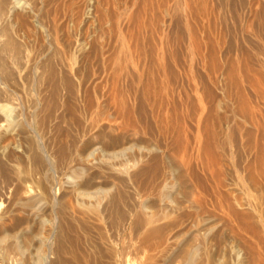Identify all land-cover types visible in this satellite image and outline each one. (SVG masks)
Returning <instances> with one entry per match:
<instances>
[{"label":"bare ground","instance_id":"6f19581e","mask_svg":"<svg viewBox=\"0 0 264 264\" xmlns=\"http://www.w3.org/2000/svg\"><path fill=\"white\" fill-rule=\"evenodd\" d=\"M39 1L43 10L46 2ZM39 1L0 0V264H120L126 253L117 249L121 234L135 242L130 248L139 253L132 260L136 264H217L218 255L226 262L231 253L223 246L224 257L220 249L229 235L237 245L231 246L236 248L231 258L264 264V57L255 61L247 33L264 40V0H227L247 30L243 72L252 93L238 87L237 95L232 88L233 96L214 98L212 86L201 84L205 101L181 92L168 97V90L150 97L157 80L141 77L152 73L153 64L178 80L166 63V54L177 56L171 45L167 49L158 40L157 63L147 59L154 52L150 44L146 50L148 39L146 49L137 47L136 34L132 49H106L116 36L105 42L106 50L95 46V35L71 41L68 33H58L62 18L57 25L55 9L53 15L46 9L49 24L42 23L35 12ZM196 1L181 0L175 13L199 16ZM78 2L76 17L84 23L102 5L101 0ZM137 16H127L135 21L133 29ZM19 31L28 37L35 33L36 45L30 46L34 35L24 44ZM214 55L209 52L208 61L217 59ZM235 68L231 64L222 73L236 85ZM155 105L163 113L156 109L160 116L154 125Z\"/></svg>","mask_w":264,"mask_h":264},{"label":"rangeland","instance_id":"374dc122","mask_svg":"<svg viewBox=\"0 0 264 264\" xmlns=\"http://www.w3.org/2000/svg\"><path fill=\"white\" fill-rule=\"evenodd\" d=\"M39 1V0H38ZM43 1V3H45L44 4V9L42 10V9H40V10H42V11H40L39 10V8H40V1L39 2H37V5H36V8H35V12H37L38 13V15H39V17H40V20H41V17H42V21H40V22H42L43 24H44V22H46V17L44 18L43 17V15H44V13L46 14V9L48 8V9H50L51 10V15H53L55 12L54 11H56V13L54 14V15H58V17H55L54 15H53V17H54V20H55V22H56V24L58 25L59 23L57 22V21H60L59 19H63V21H62V19H61V23L58 25V33L60 32L61 34H62V32H64L63 34L64 35H66V33H68L67 35H66V37L68 38V35H69V38L68 39H70L71 41H73V40H77L76 38H81V37H84V35H85V37L87 36V35H89V36H87V38H89V37H91L92 35L94 36V41H93V43L95 44V46H97L96 44H100L101 45V47H103V49H105L112 41H110V40H113L114 38H115V36H116V39H114L113 40V42L112 43H114V45L113 44H110L106 49H108V50H113V47L115 48L116 47V49H117V47L118 46H120V48H127V49H130L131 47L133 48V47H135V45H136V43H137V38L136 37H138V44H137V47L138 46H143V48L144 49H146L145 48V46H146V44H147V49L146 50H149L150 49V45H151V49H152V51H156L155 49V47H158L157 48V50H159V49H161L160 48V45L158 44L159 43V41L158 40H162V43L160 42V44H161V46H163V47H165V48H169V46L171 47V49H175L174 51L176 52V50H178L177 51V56L175 57L174 56V59H173V56H170L171 54H169V56H167L168 54H166V60H167V62L165 61V59H164V61L170 66V65H172L173 67L172 68H174V70L176 69V74H177V76H178V80H176L175 82L173 81H171V79H170V77L168 76H166V75H163V71H160L161 70V68L158 66V64L156 65V63L155 64H153V65H155L154 67L155 68H157V66H158V68H160L159 69V71H158V68H157V70L155 69V68H152L151 66H149V68L151 67L152 68V73H149L148 71L150 70L149 68V70L147 71V70H145V71H147L146 72V74H145V71L143 72V74H145L144 75V77H141V80H142V82H144V78L145 79H147L149 82H151V83H153L154 82V80L156 81H158V80H160V81H162V82H160V81H156V82H154V83H156V84H151L154 88H152L151 87V91H149V95H150V97H154L155 98V96H156V99H157V97L159 98V97H161V96H163V93L165 94L166 92L165 91H167L168 90V92L165 94V95H168V97L170 96L171 97V95H175L174 97L176 98L177 96H180L181 95V93L183 94V95H181V97H185V95H188V96H191V97H199L200 95H202L200 98H203V100H204V98L205 97H203V95L204 96H207V92H205L206 90H204L203 89V86L201 85V84H203V85H207L208 87H209V85L210 86H212L211 87V90H212V92H213V95L215 96L214 98H217V96L219 97H221V98H225L226 96H233L232 94L233 93H236V95H237V92H238V94L239 93H243V91H244V93L246 92V91H248L247 93H249L251 90L249 89L250 87H248L247 85L248 84H246L247 83V81L245 80V78H244V72H243V51H245L246 50V38H247V33L250 35V39H251V41L253 42V44H254V49L255 50H252L253 52H254V56H255V61L256 60H259V59H261L262 57H264V51H262L261 50V47L262 46H260V45H262V43H260V42H262V41H264V40H259L258 41V38H260L259 36H258V34H256V33H254L253 34V32H247V30L245 29V26H244V23H243V18L241 17L242 15H241V13L239 12L238 13V15L236 16V15H233L232 13H231V11H229L230 9H229V2L227 1V0H197L196 2L198 3L197 4V7H198V9H200L199 11L201 12H198L199 13V16L197 15V17H196V15L195 16H193V18L191 17V18H188V17H186L185 18V16H184V18L183 17H181L182 15H179V13H175V11L176 10H179L180 11V6L178 5V4H182V3H180L181 2V0L180 1H178V0H127V2L125 1V0H101V2H102V5H100V10H97V12H96V16L94 17V18H92V19H90L88 22H86V23H84V21L82 22V20H80V18L79 19H77L78 17H76V12H77V7L75 6L77 3H79L78 1L79 0H77V1H75L74 0V2H73V0H42ZM45 1V2H44ZM55 1V2H54ZM62 1V2H61ZM81 1V0H80ZM110 1V2H109ZM179 3H178V2ZM50 2H52V3H50ZM61 2V3H60ZM66 2H68L67 4H69V2H70V4H72V5H66ZM75 2H77L76 4H75ZM182 2H183V0H182ZM217 2V3H216ZM60 3V4H59ZM218 3H220V4H218ZM61 6H59V5ZM62 4V5H61ZM75 4V5H74ZM105 4V5H104ZM218 4V5H217ZM226 4V5H225ZM50 5V6H49ZM57 5H58V7H57ZM107 5V6H106ZM114 5V6H113ZM39 6V7H38ZM48 6V7H47ZM52 6V7H51ZM65 6V7H64ZM67 6L69 7V9H67ZM113 6V7H112ZM178 7V8H175V7ZM228 6V7H227ZM70 7H72L71 9H70ZM171 7V8H170ZM57 8V9H56ZM60 8V9H59ZM104 8V9H103ZM166 8H168L167 10V12L165 11L166 10ZM202 8L204 9L205 8V10H202ZM218 8V9H217ZM55 9V10H54ZM74 9V10H73ZM75 9H76V11H75ZM108 9V10H107ZM174 9H175V11H174ZM38 10V11H37ZM54 10V11H53ZM58 10V11H57ZM65 10H67V12L65 11ZM73 10V11H72ZM103 10H105V11H103ZM108 12H107V11ZM44 11V12H43ZM59 11H61L59 14H58V12ZM75 11V12H74ZM169 11H170V13H169ZM203 11V12H202ZM228 11V12H227ZM43 12V13H42ZM66 12V13H65ZM71 12V13H70ZM99 12H100V15H99ZM174 12V13H173ZM62 13V14H61ZM64 13V14H63ZM98 13V14H97ZM102 13V14H101ZM132 13V15H130ZM129 14V15H128ZM139 15V18H138V16L137 15ZM50 15V16H51ZM61 17H60V16ZM123 15V16H122ZM137 16V18H138V20L135 18V20H137L136 22H138V24L136 23V25H135V27H138L137 25H139L140 23L139 22H141V24L140 25H142V27L139 25V27L138 28H136V32H141V33H136L135 32V27H134V29H133V26H134V24H135V21L133 20H131V19H128L127 18V16L130 18H133V17H136ZM179 15V16H178ZM231 15V17H229ZM64 16V17H63ZM102 16V17H101ZM124 16H126L125 17V19H124ZM38 17V18H39ZM122 17H123V20H122ZM143 17V19H141ZM195 17V18H194ZM234 19H233V18ZM116 18H118V22H116ZM231 18V19H230ZM58 19V20H57ZM110 21V22H112L111 24H112V26H111V24H110V22L108 21V20ZM178 19V20H177ZM233 19V20H232ZM93 20V21H92ZM104 20H106V21H104ZM113 20H114V22L116 23H114L113 22ZM129 20H130V23H129ZM140 20H143V21H140ZM163 20V21H162ZM172 20V21H171ZM81 21V22H80ZM120 21H123V22H120ZM131 21H132V23H131ZM146 21V22H145ZM162 21V22H161ZM234 21V22H233ZM48 22V24H49V21H47ZM47 22L45 23L46 25H47ZM124 22H126L125 24H128V25H125L124 24V26H123V23ZM160 22H161V24L163 23L164 25H162V27H161V29H163V27H164V31L163 30H160V32L161 33H163V35L159 32V26H161V24H160ZM233 22V23H232ZM236 22H238V23H236ZM108 23L110 24V25H108ZM113 23H114V25H113ZM120 23V26L118 25V24ZM122 23V24H121ZM145 24H148V26L147 25H145ZM234 24V27L232 26ZM61 25V26H60ZM100 25V26H99ZM116 25V27L115 28H113L114 26ZM145 25V27H143ZM241 25V26H240ZM103 26V27H102ZM125 27V26H127L126 28H124L123 29V32L125 33V32H127V34L129 35V36H132V39H127V37H129L128 35H123V33H122V28L121 27ZM132 26V27H131ZM165 26H166V28H165ZM62 27H63V29H62ZM101 27V28H100ZM110 27H112L111 28V31H110ZM118 27V28H117ZM173 27H175V28H173ZM59 28L61 29V30H63V31H59ZM121 28V29H120ZM132 28V29H131ZM140 28V29H139ZM236 28V29H235ZM243 28V29H242ZM99 29H100V31H99ZM107 29V30H106ZM112 29H114V30H119V32H117V31H115V34H112V33H114V31H112ZM126 29V31H124ZM129 29H131V31L130 32H128V30ZM140 30V31H137V30ZM106 30V31H105ZM134 30V31H133ZM107 31H109V32H107ZM178 31V32H177ZM19 32H22V31H19ZM132 32L134 33V34H132ZM247 32V33H246ZM32 33V32H31ZM34 33V32H33ZM59 33V34H60ZM93 33V34H92ZM105 33V34H104ZM107 33V34H106ZM108 33H111V34H109L108 35ZM117 33V34H116ZM122 33V34H121ZM177 33H178V35H177ZM245 33V34H244ZM252 33V34H251ZM17 34H18V36H19V34H20V36H21V33H18L17 32ZM28 34V33H27ZM131 34V35H130ZM136 34V35H135ZM138 34V35H137ZM143 34H145V35H143ZM147 34V35H146ZM162 36H161V35ZM24 35V37H23V39L21 38L22 36ZM29 35V37H30V35L31 34H28ZM34 35V36H33ZM110 35H111V37H110ZM113 35H114V37H113ZM122 37H121V36ZM136 37H135V36ZM175 35V36H174ZM254 35V36H253ZM19 36V38L20 39H22L21 41L22 42H24V44L25 43H28V41H30L31 39H34V40H31L30 42H31V44H30V42H29V44H30V46H33V45H36V43L38 42V39H36L37 37H35L36 35H35V33L34 34H32L31 36H33V38L32 37H28V36H26L25 34H23V32H22V36L20 37ZM92 36V37H93ZM103 36V37H102ZM117 36H118V38H117ZM125 36V37H124ZM127 36V37H126ZM145 36V37H144ZM161 36V38H159ZM163 36L165 37V38H163ZM172 36V37H171ZM178 38H177V37ZM191 36H193V37H191ZM195 36L197 37V40L199 39V41H201V43L199 42V41H197V40H195L194 38H195ZM257 36V37H256ZM25 37H27V39L25 38ZM98 37V40L100 41V42H102V44L97 40V41H95L96 40V38ZM107 37H109V38H111V39H104V38H107ZM113 37V38H112ZM121 37V38H120ZM143 38V40H142V38ZM177 39H176V38ZM254 37H256V39L254 40ZM24 38H25V40L26 41H23L24 40ZM30 40H29V39ZM123 38V39H122ZM134 38H136V40L134 39ZM191 38H193V39H191ZM104 39V40H103ZM117 39H119V40H117ZM124 39H126V41L124 40ZM134 39V40H133ZM147 40L146 41V44H145V40ZM163 39H165L167 42H169V44H167V43H165L166 45H168V46H166L165 44H164V41L165 40H163ZM176 39V40H175ZM244 39V40H243ZM28 40V41H27ZM36 40V41H35ZM106 40V41H105ZM125 41V43L124 44H121V43H123L124 41ZM127 40H129V41H127ZM131 40H133V43L132 42H130ZM139 40H142L143 41V43L141 44V42L142 41H140L139 42ZM193 40V41H192ZM165 41V42H166ZM95 42H98V43H95ZM108 42L109 44H106V43ZM116 42V43H115ZM130 42V45H131V43L133 44V46L131 45H129L128 47H127V44ZM134 42H136L135 44H134ZM149 42V43H148ZM195 42V43H194ZM260 44H259V43ZM105 43V44H104ZM140 43V44H139ZM258 43V44H257ZM104 44V45H103ZM126 44V45H125ZM145 44V45H144ZM148 44H150L149 45V47H148ZM156 44H158V45H156ZM26 45H28V44H26ZM99 45V46H100ZM113 45V46H112ZM116 45V46H115ZM121 45H125V46H121ZM198 45H200V46H198ZM257 47H256V46ZM29 46V45H28ZM202 46V47H201ZM110 47H111V49H110ZM130 47V48H129ZM154 48V50H153V48ZM198 47H200V48H198ZM260 48V51H262V54L261 53H259L260 51H259V48ZM119 48V47H118ZM119 48V49H120ZM131 48V49H132ZM138 48H140V47H138ZM202 48V50H198V49H201ZM105 49V50H106ZM257 49H258V51H257ZM151 51V52H152ZM153 52V53H154ZM179 52V53H178ZM209 52H213L215 55H216V58L219 60H217V59H215V57H214V59L218 62H216V64H214L215 63V61H214V59H212V61H214V62H212L211 61V59H210V57H209V61H208V57H206V56H209ZM256 52V53H255ZM153 53L150 55V56H152V57H150V56H148V58L147 59H152V58H154V59H152V60H156L155 62H157V63H159L158 61H157V59H158V57H155V54L157 53V52H155L154 53V57H153ZM202 53V54H201ZM259 54V55H258ZM200 55H202V57L204 56V58H202ZM214 55V56H215ZM257 56V57H256ZM170 57H172V58H170ZM178 57V58H177ZM175 59H177L176 61H174ZM159 60V59H158ZM173 61V62H172ZM238 61V62H237ZM149 62H150V60H149ZM209 62H211V64H213V65H211ZM219 62H220V65L222 66H220L219 65ZM222 62V63H221ZM152 61H151V65H152ZM236 63H238V64H236ZM176 64V65H175ZM217 64L219 65V67L217 66ZM227 64V65H226ZM231 64H233L234 65V67H236L235 68V73L237 74H235V76H237V77H235L236 79H235V82L238 84H232V82H234V80L233 81H230L228 78L229 77H227V76H225V75H223V73H222V71H223V69L222 68H224L225 69V67L226 66H228L229 67V65H231ZM152 65V66H153ZM192 65V66H191ZM212 66L214 67V69L212 68ZM219 68V70L217 69V67ZM176 67V68H175ZM221 67V68H220ZM194 70H192V69ZM218 71H217V70ZM216 70V71H215ZM221 71V72H220ZM151 72V71H150ZM158 74H157V73ZM163 72V73H162ZM153 73H155V75L153 74ZM162 73V74H161ZM142 74V75H143ZM148 74V75H147ZM152 74V75H151ZM221 75V76H220ZM239 75V76H238ZM149 76H151V77H149ZM154 76V77H153ZM164 76V77H163ZM166 76V77H165ZM225 76V77H224ZM100 77V76H99ZM99 77H98V81L100 80L99 79ZM148 77H149V79H148ZM180 77V78H179ZM152 80H151V79ZM224 78L226 79V80H224ZM243 78V79H242ZM169 81H168V80ZM96 79L94 80L95 82L97 81ZM151 80V81H150ZM192 80V81H191ZM204 80V81H203ZM206 80V81H205ZM220 80V81H219ZM237 80H239V81H237ZM97 81V82H98ZM168 81V82H167ZM200 81V82H199ZM225 81V82H224ZM227 81H230L231 83H229V84H232V85H235V86H232L231 85V87H230V85L227 83ZM245 81V82H244ZM167 82V87H169V89H166L165 87H166V83ZM173 83V85H172V83ZM215 82V83H214ZM169 83V84H168ZM179 83H181V84H179ZM208 83V84H207ZM224 83H226V84H228L229 85V87H228V85H225ZM164 84V85H163ZM174 84H175V86H174ZM163 85V86H162ZM171 85V86H170ZM195 85V86H194ZM226 87H224V86ZM237 86V87H236ZM252 86H254V85H252ZM163 87L165 88V89H163ZM238 87L239 88H241L242 89V91L240 92V89L239 90H237L238 89ZM157 88V89H156ZM158 88H159V90H158ZM172 88H173V90H172ZM194 88V89H193ZM227 88H228V90H227ZM232 88H236V91H234L233 92V89ZM100 89V88H99ZM126 89V88H125ZM171 89V90H170ZM183 91H182V90ZM187 91H186V90ZM198 89V90H197ZM229 89H232V90H229ZM248 89V90H247ZM170 90V91H169ZM226 90V91H225ZM235 90V89H234ZM246 90V91H245ZM161 91V92H160ZM218 91V92H217ZM224 91V92H223ZM228 91V92H227ZM233 93H232V92ZM124 92V91H123ZM127 92V91H126ZM159 92V93H158ZM170 92V93H169ZM181 92V93H180ZM185 92V93H184ZM192 92V93H191ZM201 92V93H200ZM229 92H230V94H229ZM178 93V94H177ZM191 93V94H190ZM218 93V94H217ZM232 93V94H231ZM252 92H250V94H251ZM153 94V95H152ZM171 94V95H170ZM190 94V95H189ZM216 94V95H215ZM195 95V96H194ZM223 95V96H222ZM235 95V94H234ZM226 99V98H225ZM205 101V100H204ZM227 105L228 106H226V109H227V107H230V108H228V109H231V106H230V104L229 103H227ZM156 106V108H154ZM153 108L156 110H159V108H158V106L157 105H155ZM179 107H180V109H179ZM181 110V105H177V110ZM227 109V110H228ZM154 110V111H155ZM155 111V112H152L153 113V117H152V124H154L155 125V118H157V117H159L160 116V114L158 113V111ZM161 110V109H160ZM159 110V111H160ZM177 111V113H179L180 111ZM153 111V110H152ZM163 110H161L160 112L161 113H163L162 112ZM229 112V111H228ZM227 112V114H229ZM154 113H156V114H154ZM158 113V114H157ZM180 114V113H179ZM156 115H158V116H156ZM154 122V123H153ZM160 127V126H159ZM133 135V137H138L140 134H138V133H134V134H132ZM99 138L100 137H97V138H94L97 142H99ZM102 139L100 138V141H101ZM127 235L128 234H126L125 236L123 235V234H121V236L119 235V237H118V242H117V240L115 241V242H117L116 244H117V249L118 250H120V251H122L123 249H125L126 250V253L124 254V257L123 256H121V260H120V264H124L123 263V261H125V263L126 264H136L134 261H132V260H136L137 259V257L139 256V253H137V251L135 250V242L133 241V239H131L132 241H131V244H130V240H128L129 241V243H128V241H126L125 239H130V237H129V235H128V237H127ZM123 236H124V238H123ZM226 237H230V235L229 236H225V240L227 241V243H229V245L228 244H224V243H226L225 242V240H224V242H222V244H221V249H220V253L221 254H224V257H225V253H226V251L229 253H227V255L229 256L230 255V253H231V255L228 257V256H226V259H230L231 258V256H235V254H234V252H235V250H236V248H237V245L236 244H234L235 243V240H233L231 237L230 238H226ZM121 238V239H120ZM123 239V240H122ZM231 239H232V241H234V242H230L231 241ZM125 240V241H124ZM124 241V242H123ZM121 242L123 243V244H121ZM82 243V242H81ZM80 243V244H81ZM124 243H125V245H124ZM132 244H133V248L131 249L130 247H132ZM232 244V245H231ZM236 245V246H234V245ZM82 246H83V244H81ZM227 246V248H226V246ZM225 247V249H226V251L224 250V247ZM236 247V248H232V247ZM121 247V248H120ZM223 247V248H222ZM129 249V250H128ZM232 249V250H231ZM235 249V250H234ZM135 250V251H134ZM221 250H223L224 251V253H222V251ZM230 250H231V252H230ZM233 250H234V252H233ZM219 253V254H220ZM232 253H233V255H232ZM126 255V256H125ZM128 256H130L129 258H128ZM220 256L221 255H218V258L220 259V261L222 260V259H224V261H223V263L221 262V263H219L218 261L217 262H215V263H217V264H224V262H225V258H223L222 256H221V258H220ZM128 258V259H126V258ZM228 257V258H227ZM123 258H125V260L123 259ZM130 258H131V260H130ZM233 258V261H231V262H233V263H231V262H229V259L228 260H226V262L225 263H227V264H239L238 262H237V259L235 258V257H232ZM231 258V259H232ZM236 259V260H235ZM181 261V260H180ZM179 260L178 261H176V263L175 264H177V263H179L180 262ZM130 262H132V263H130ZM134 262V263H133ZM237 262V263H236ZM172 264H174V262L172 263Z\"/></svg>","mask_w":264,"mask_h":264}]
</instances>
